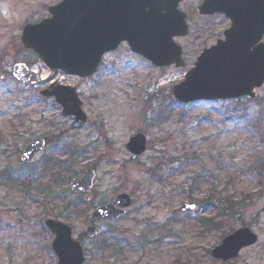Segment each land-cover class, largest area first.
Instances as JSON below:
<instances>
[{
  "label": "rangeland",
  "instance_id": "374dc122",
  "mask_svg": "<svg viewBox=\"0 0 264 264\" xmlns=\"http://www.w3.org/2000/svg\"><path fill=\"white\" fill-rule=\"evenodd\" d=\"M58 1L0 0V264H55L47 218L72 228L84 251L83 264H264V178L250 169L257 159L264 162V146L252 139L257 134L249 125L258 120L264 129V85L254 99L222 102L182 104L171 93L200 52L222 39L229 19L200 15L202 0H183L179 8L187 15L189 33L175 41L184 67H155L121 44L91 77L65 76L63 83L77 89L87 117L78 123L39 94L61 73L49 71L19 42L20 25L40 20L46 7ZM16 62L31 66L29 82L12 76ZM162 111L168 116L161 118ZM138 132L146 138V152L132 160L125 144ZM35 138L48 140L43 154L32 163L21 162V150ZM49 141L75 153V172L62 175L67 181L62 177L54 184L52 168L35 166L49 153ZM90 167L96 172L92 189L71 191V175ZM199 173L206 182L190 186ZM227 177L231 182L226 185ZM210 191H226L235 202L246 200L238 215L201 233L197 220L215 218L212 204H200ZM119 193L131 198L125 215L93 221V208ZM191 196L198 199L194 213L173 211L191 202ZM89 225L98 230L91 239L83 236ZM241 227L257 234L254 245L227 261L208 255Z\"/></svg>",
  "mask_w": 264,
  "mask_h": 264
},
{
  "label": "water",
  "instance_id": "95a60500",
  "mask_svg": "<svg viewBox=\"0 0 264 264\" xmlns=\"http://www.w3.org/2000/svg\"><path fill=\"white\" fill-rule=\"evenodd\" d=\"M181 0H62L49 7L51 15L34 25H26L20 40L25 49L37 54L50 70L87 77L95 72L102 54L115 50L126 42L130 50L147 59L156 67H183L181 47L175 37H185L188 27L186 15L178 9ZM201 15L223 13L230 27L224 39L204 49L196 58L182 82L172 88L179 103L238 99L254 96L253 89L264 82V0H203L198 7ZM13 76L27 82L30 72L25 64L13 67ZM64 77L50 84L40 94L54 97L64 116L85 123L86 116L74 87L62 85ZM43 139L32 140L22 153L21 161L31 162L43 148ZM145 137L132 136L126 149L135 158L144 153ZM95 172L91 169L70 180L71 190L84 193L91 189ZM130 205L127 194H118L113 201L97 206L94 220H113L124 214ZM195 203H184L175 212H194ZM54 238L51 249L56 264H82L84 254L79 242L72 237L67 224L53 219L44 221ZM97 229L88 226L84 237L93 238ZM257 235L242 227L225 236L208 254L227 261L237 257L241 249L252 246Z\"/></svg>",
  "mask_w": 264,
  "mask_h": 264
},
{
  "label": "trees",
  "instance_id": "16d2710c",
  "mask_svg": "<svg viewBox=\"0 0 264 264\" xmlns=\"http://www.w3.org/2000/svg\"><path fill=\"white\" fill-rule=\"evenodd\" d=\"M167 112L160 114L161 118H165L167 116ZM152 122H156L155 120H152ZM252 123V126L251 124ZM250 127L254 128L255 131L254 133L257 135H254L252 137L253 140H255L257 143H262L264 146V129L260 127V122L258 120H251L249 121ZM53 143L49 153L45 155L40 161H38L35 166L36 167H50L53 169V173L51 174V182L54 184H57V181L64 177V181L68 180V176H62L66 172H75L73 169H71V159L73 158V153L72 149L68 147L65 144H62V142H51ZM184 159H187V155L183 156ZM179 158H175L173 162H177ZM215 162H218L216 160ZM217 165V164H216ZM180 166V165H178ZM244 168H247V165L243 166ZM154 169V168H153ZM152 169V170H153ZM250 169H253L254 172L257 173L258 176H260L261 180L264 178V162H262L260 159H257L253 165L250 166ZM78 173H75L77 175ZM72 177V175H71ZM70 177V178H71ZM229 177V176H228ZM227 177V179H228ZM225 181V184L227 185L228 183L231 182V179H228ZM63 180V178L61 179ZM206 175L203 173L196 174L192 179L190 180V186H192L193 183H197L198 186L201 184H204L206 181ZM54 181V182H53ZM29 186L27 187L28 189L32 188V183L31 181L28 182ZM25 183H22L24 186ZM193 201H198L195 197H190ZM246 200V197H243L239 202H235L233 197L229 195L226 191L220 192V193H214V192H209L205 196V200L201 201L200 204H203L204 202H208L214 206V213H215V218L211 219H206V218H201L197 220V229L202 233L203 231L211 230V229H218L220 226L223 225V221L225 219H231L235 217V215H238L237 210L239 209L238 206H241V204ZM218 220V221H217ZM107 243H104L100 245L102 247ZM116 245V243H114Z\"/></svg>",
  "mask_w": 264,
  "mask_h": 264
},
{
  "label": "flooded vegetation",
  "instance_id": "af4514ba",
  "mask_svg": "<svg viewBox=\"0 0 264 264\" xmlns=\"http://www.w3.org/2000/svg\"><path fill=\"white\" fill-rule=\"evenodd\" d=\"M58 2H60V0H59ZM58 2H57V3H58ZM55 4H56V3H55ZM47 16H48V13H47V7H46V15H44L40 20L45 19ZM40 20H38V21H40ZM38 21H35L34 23H36V22H38ZM26 24H28V23H24L22 26L20 25L21 31H22L23 27H24ZM21 31H20V32H21ZM204 49H205V48H204Z\"/></svg>",
  "mask_w": 264,
  "mask_h": 264
}]
</instances>
